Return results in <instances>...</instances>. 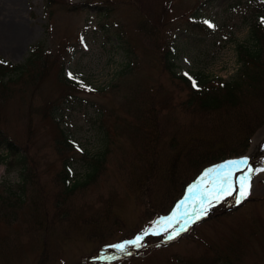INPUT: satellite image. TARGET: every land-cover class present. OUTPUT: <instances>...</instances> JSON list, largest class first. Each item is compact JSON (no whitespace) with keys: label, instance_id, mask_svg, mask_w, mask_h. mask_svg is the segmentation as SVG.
<instances>
[{"label":"rangeland","instance_id":"374dc122","mask_svg":"<svg viewBox=\"0 0 264 264\" xmlns=\"http://www.w3.org/2000/svg\"><path fill=\"white\" fill-rule=\"evenodd\" d=\"M146 1L155 9L152 23L128 0H58L51 8H46V0H0V59L24 64L32 47L41 48L40 63L30 71L39 80L21 83L9 92L0 90V126L36 154L40 185L36 189L45 191L27 188L23 204H0V264H108L117 258L110 264H225L226 260L264 264V171H255L264 169V125L245 151L230 154L242 155L233 159L247 158L244 173L254 170L246 201L236 207L228 197L214 204L210 211L216 209L207 219L169 243L147 241L139 249L126 246L131 255L110 247L166 215L181 186L195 174L187 166L176 191L161 195L153 209L135 200L126 164L132 156L128 126L133 109L139 110L149 87H158L155 113L161 120L168 114L173 120L168 124L176 127L178 137L194 125L206 132L218 116L184 112L180 104L186 89L171 77L198 72L214 79L233 77L240 68L237 45L247 38L256 10L246 0L245 8L238 9L229 7L227 0L206 6L201 0ZM198 10L214 25L212 30L183 32L191 13ZM157 18L161 23L153 27ZM171 46H175V76L164 64ZM44 61L49 71H39ZM126 65L130 71L121 74ZM69 71L94 91L78 86L66 95L67 86L59 77H68ZM165 99L170 101L166 106ZM53 107L60 127L82 149H74L69 160L72 180L83 178L89 157L100 150L107 132L116 141L102 173L68 201L62 200L65 193L56 179L62 173V156L53 146L57 128L51 119ZM16 169L7 173L0 162V196L8 189L16 191ZM69 209L71 221L60 216L61 210ZM80 221L85 225L79 226Z\"/></svg>","mask_w":264,"mask_h":264},{"label":"trees","instance_id":"16d2710c","mask_svg":"<svg viewBox=\"0 0 264 264\" xmlns=\"http://www.w3.org/2000/svg\"><path fill=\"white\" fill-rule=\"evenodd\" d=\"M57 1L46 0V8H51L57 4ZM128 1L134 3L140 12L146 15V21L152 23L155 20L153 18L155 9L146 0ZM215 2L217 0H201L200 4L206 6L213 5ZM245 2H252L256 10L253 11V19L249 23L247 38L237 45V57L240 62L238 72L229 80L214 79L198 72L191 76L197 83L196 88L192 86V81L186 76L171 77L180 83L179 86L186 89V97L180 104L184 112L189 114L199 112L205 115L215 113L218 116V119L208 127L206 132H202L194 125L189 131L178 137L176 127L171 128L168 124L173 121L168 114L161 120L155 113L158 87H149V92L143 93V102L139 110L133 109L135 111L130 116L127 114L130 118L128 127L131 130L128 129V131L130 153L132 154L126 159L127 169L132 177L131 185L136 193L135 200L141 201L149 209L156 206V201L158 198L160 199L161 195L164 196L170 190L176 191L187 166L195 169V174L181 186L180 193L172 203L182 197L186 187L203 168L233 156L230 155L232 153L245 151L251 137L264 125V22H262L264 15L261 14L264 6L259 7L260 4H264V0H246ZM227 3L232 9H238L241 5L245 8L244 0H227ZM146 12H150V14L148 15ZM191 14L188 18L190 25H187L183 32L191 34L192 28L197 29L198 32L212 30L208 24L204 23L206 20L201 16L199 10L195 13L193 11ZM156 20H158L157 24H154L153 27H158L161 23V19L157 18ZM174 51L175 46H171L166 53V62L164 63L170 66L171 73L167 72L172 76H175L172 71ZM30 52L29 58L24 64H11L0 59V61L6 62L0 64V90L9 92L11 88L21 83L27 84L30 80H39V77L31 72L35 70V67L37 68V63H40L38 54L41 52V48L34 46ZM45 63L46 61L41 62L39 71H49L50 66L45 68L43 65ZM130 67L126 65L121 74L129 72ZM60 74H63V70ZM59 78L67 86L66 95L70 94L73 89H80L68 78ZM136 90L140 92L139 88ZM168 102L170 101L165 99L164 106ZM54 109L55 107L51 111V119L55 121ZM28 118H32V116L28 115ZM55 125L57 128L55 129L54 151L59 153V157L62 156V173H57L56 179L60 186V192L65 193L61 196L64 198L62 200L68 201L78 188L87 186L98 178L104 170L105 158L116 141L107 132V137L100 150L89 157L90 163L86 166L83 178L72 180L69 172L71 169L69 160L75 153L74 149H77L78 144L66 134L57 120ZM20 145L0 126V162L5 163L7 173L16 167L18 174L16 191L8 189L9 192L6 195L0 196L2 205L23 204L26 201L27 188L34 190L40 187L36 181L38 179L36 154H30L28 147H23V145H21L23 147L21 149ZM69 153L71 157L67 158ZM219 157L220 159H218ZM36 190L42 194L45 193L44 190ZM261 202L264 203V200ZM56 208H61L59 203ZM215 209L213 208L212 212L210 209L208 214L204 215L203 220L207 219ZM70 211L71 209L65 212L61 210V218L71 221L72 213L70 214ZM4 217L8 219L9 215L4 214ZM199 223L196 222L194 226ZM82 225H85V221H80L79 226ZM148 240L149 243L154 241L153 238H148ZM224 263L234 264L231 260H226Z\"/></svg>","mask_w":264,"mask_h":264},{"label":"snow or ice","instance_id":"6c2138e0","mask_svg":"<svg viewBox=\"0 0 264 264\" xmlns=\"http://www.w3.org/2000/svg\"><path fill=\"white\" fill-rule=\"evenodd\" d=\"M264 22V20H262ZM210 28L214 27L208 21H204ZM82 38V43H83ZM6 63L0 61V64ZM70 80H73L77 86L84 88L86 91H94L83 80L69 71L67 73ZM185 76L192 81V86L197 87L196 81L185 73ZM77 150L79 149L78 146ZM248 164L247 158L243 159H230L221 164L214 165L210 168L204 169L196 181L189 185L188 193L194 194L191 197L186 196L183 200L179 201L173 211L168 216L159 217L153 221L152 224L146 227L141 233L137 234L133 240L124 241L111 245L118 253L124 255H131L126 246H134L139 249L144 247L145 237L149 235H166V240L171 241L175 239L181 232L187 231L189 222H195L202 216L207 215L210 208L214 204L223 202L226 198L231 197L236 205H240L244 200L248 198L251 193V175L254 170L252 168L247 169V173H244V166ZM255 171H264V169H256ZM71 173V169L69 170ZM237 173H242L237 175ZM193 200L191 206H189V199ZM180 209H183L181 212ZM178 226V227H177ZM111 257L110 259H115Z\"/></svg>","mask_w":264,"mask_h":264}]
</instances>
